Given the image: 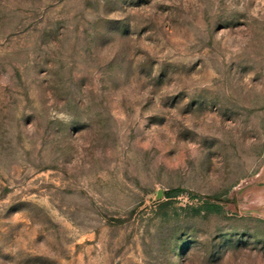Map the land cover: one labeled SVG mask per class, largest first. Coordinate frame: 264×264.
<instances>
[{
  "label": "rangeland",
  "instance_id": "rangeland-1",
  "mask_svg": "<svg viewBox=\"0 0 264 264\" xmlns=\"http://www.w3.org/2000/svg\"><path fill=\"white\" fill-rule=\"evenodd\" d=\"M0 264H264V0H0Z\"/></svg>",
  "mask_w": 264,
  "mask_h": 264
},
{
  "label": "trees",
  "instance_id": "trees-1",
  "mask_svg": "<svg viewBox=\"0 0 264 264\" xmlns=\"http://www.w3.org/2000/svg\"><path fill=\"white\" fill-rule=\"evenodd\" d=\"M182 193L181 190H175V191H172L170 195H173V196H179L180 194ZM205 207L208 209L209 212L211 213H215V212H221L222 208H220L219 206H215V205H212L210 203H206L205 204Z\"/></svg>",
  "mask_w": 264,
  "mask_h": 264
},
{
  "label": "bare ground",
  "instance_id": "bare-ground-1",
  "mask_svg": "<svg viewBox=\"0 0 264 264\" xmlns=\"http://www.w3.org/2000/svg\"><path fill=\"white\" fill-rule=\"evenodd\" d=\"M262 192V191H261ZM258 194H259V191H258Z\"/></svg>",
  "mask_w": 264,
  "mask_h": 264
}]
</instances>
